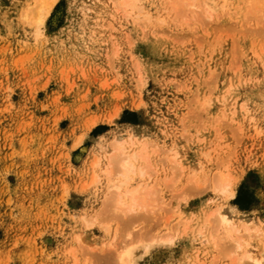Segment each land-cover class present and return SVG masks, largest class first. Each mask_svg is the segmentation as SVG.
Returning a JSON list of instances; mask_svg holds the SVG:
<instances>
[{
  "label": "rangeland",
  "instance_id": "obj_1",
  "mask_svg": "<svg viewBox=\"0 0 264 264\" xmlns=\"http://www.w3.org/2000/svg\"><path fill=\"white\" fill-rule=\"evenodd\" d=\"M28 1L0 0V264H105L111 243L166 233L178 237L136 264H230L234 252L203 241L220 205H236L264 235V17L247 0H202L214 19L187 11L189 24L183 13L170 12L172 22L162 0L143 2L166 12L153 21L112 0H58L40 34L21 16ZM119 132L150 154L131 186L157 192L125 216L105 205L108 177L84 187L96 144L109 147ZM224 172L233 197L213 184ZM244 239L264 256V238Z\"/></svg>",
  "mask_w": 264,
  "mask_h": 264
},
{
  "label": "bare ground",
  "instance_id": "obj_2",
  "mask_svg": "<svg viewBox=\"0 0 264 264\" xmlns=\"http://www.w3.org/2000/svg\"><path fill=\"white\" fill-rule=\"evenodd\" d=\"M57 1L58 0H29L28 3L26 4V6L25 7L23 6L22 14H21L23 21L25 22V25L27 26V28L33 29L39 34L44 33V27L46 26L45 25L46 20L49 17L51 11L53 10L54 6L56 5ZM197 1L198 0H162L163 4L161 3V5L165 6V7L164 6L163 7H164V10L167 9V13L164 10H163L164 12L163 11H160V12H163V14L166 13V15L168 17L170 16L169 14H171L170 12H172V14L173 13L176 14L177 16L178 15L180 16L183 13V15H182L183 20L179 17L181 20V24H183L182 21L184 22V19H186V22L189 21L188 20L189 17L186 14L187 11L192 12V15L195 17V18L194 17H192V18L197 19L198 21L199 20L201 21L202 19H205V18L214 19L213 13L215 11V7L210 2H208L209 0L205 1V2L204 1L200 2L202 0H199L200 4H198ZM243 1H245V0H243ZM112 2H114L113 3L114 5L118 6L120 9H122L127 14V16H130V17L135 16L136 19L141 18V16L143 15L144 18L146 17L145 19H148L151 21L152 17H156V15L159 16V14H161L159 12L158 14L156 13V15L154 16V15L148 13V12H150L149 10H145L144 7L146 5L147 6H149L150 4L153 5V0H112ZM143 2H145V6L143 5ZM247 2L249 3V7L246 6V9H247L246 11L249 10L248 13H250V11H251L258 16L264 17V0H247L244 2V4L246 5ZM213 3H214V1H213ZM199 8L200 9L202 8V10H200ZM161 10H162V8H161ZM183 10H184V12H182ZM197 10H198V12L202 11V15H201V13H198L201 16L199 18H202V19L197 18L199 16L198 14H196ZM145 11H146V13H144ZM247 15L249 16V14H247ZM161 16H159V18L158 17H156V18L164 19L163 18L164 15L162 17ZM250 16H251V14H250ZM171 17L175 20V18L173 16H171ZM171 17H169V18L173 22V19H171ZM187 17H188V19H187ZM218 18H220V17H218ZM153 19H152V21H153ZM177 19L178 18L176 17V20ZM260 19L263 22L264 18H259V21H257V23L261 22ZM178 21H179V19L176 21L179 24L180 21L179 22ZM188 24H189V22H188ZM261 24H263L262 28L258 27V29L259 30L262 29L264 31V27H263L264 22ZM141 103H142V101H141ZM114 114H115V116H117L118 113H114ZM111 116H113V115H111ZM111 116H109L108 118L111 119L110 118ZM108 118H107V121H108ZM92 121H90V122H92ZM89 124L91 125V123H88V125ZM92 124L96 125L97 121L92 122ZM88 127H90V126H88ZM135 140H136V136L133 135L132 133L126 134V132L125 133L119 132L113 136L112 142L110 143L109 147H107V148L101 147L100 146L101 144L98 142L95 146V149L93 150V154H92L93 160L90 161V163L92 162L91 168L93 169L91 179L88 183L84 184V187L88 188V187H91L92 185L100 182V180L103 176H105V179L108 177L109 183H106V186L108 184L107 187H108V191H110V193H111V197L106 199L105 205H106V203L107 204L110 203V204L114 205V207H113V205H112V207L110 206L111 209L109 208V210H112L113 208L115 209L116 208L115 206H117V208L120 209V211L123 213L124 216L128 215L129 213L132 214L133 213L132 211L136 212L138 207L139 208L140 207L147 208L150 205L149 204L150 197H148V195L150 196V195H152V193H157V192L153 191V187L155 185L154 186L151 185L152 186V188H151V186L148 187V185H146V183L144 185L143 184L141 185V183L138 182V184L136 183L135 187L133 185H132L133 186L132 187L130 184V182L133 183L132 181H134L133 176L135 173L139 172L141 175H145L150 170V166H151L150 165L151 163L149 161L150 160V158H149L150 154H148V152H146V150H147L146 149V147H147L146 142H142L144 144L141 143L142 144L141 148L137 149V147H134V145L136 146V144H134V143H136ZM82 141H83V136L81 135L78 138H76V140H74L73 146H75V147L78 146ZM137 142H138V140H137ZM134 148H136V149H134ZM168 151H169V149H168ZM176 154H177V151L175 153H173L172 156H169L170 159L171 158L176 159V157H177ZM139 160H141L142 162L145 161V165L143 163L139 164L138 163ZM178 167H179V164H178ZM193 169H195V168H193ZM151 170H152V168H151ZM197 170L198 169H196V171ZM226 173H228V172H226ZM149 174H151V173H149ZM220 174H221V172H220ZM220 174L218 176H220ZM137 176H139V175H137ZM215 177H217V175ZM231 177L232 176H230L229 174H225V172H224V174H222L219 177L220 179L216 178L217 179L216 180L214 178L213 184L216 186V187L214 186L216 189L220 190V192L228 194L231 197H233L235 195V188H234V183H233ZM105 182H106V180H105ZM140 182H142V181H140ZM216 182H218L217 185H216ZM142 190H145V191H142ZM152 196H154V195H152ZM233 206H234V211H230L227 208H225L223 205L222 206L220 205L215 209V212L210 213V215L206 221V224H207V226L209 225V228H210L211 224H212V226L214 224V227H211V229L212 228L213 229L210 230V233H209L210 237H203V241H205L206 243L207 242L215 243L218 247L221 246L220 244H222L221 248H222V251H224V252L226 251L225 254L234 252L235 254L232 255V257L233 256L234 257L233 258L231 257L230 264H264V256L259 257L258 255L254 254L255 253L254 251L249 250L247 248V246L250 245L251 243L248 240L244 239L245 234H247L250 238L253 237L254 235H256L258 238L263 239L264 235H263L262 228L259 227L260 226L259 224L252 223V220L246 219L245 217H242L240 215V212H239L241 209H239L236 205H233ZM107 209H105L106 213L108 212ZM174 210H175V208H174ZM179 210H180V207H179ZM146 211H147V209H146ZM181 213H182V210H181ZM181 213L179 211L177 212V214L180 216H181ZM212 217H214V219ZM190 219L191 218L187 219L188 222L191 221ZM85 220L87 221L88 224L90 222H92V220H90V218H87V217L85 218ZM184 220H186V219H184ZM181 222H182V220H181ZM125 223L127 225H129L128 224L129 222H125ZM215 223H216V225H215ZM253 225H256V227H255L256 231L254 233H253V229L251 228ZM203 229L204 228L202 227L200 232H199V235H202V236L204 235L205 232L203 231ZM208 232H209V230H208ZM166 234L167 235L162 234L165 236L161 235V237L157 241L153 240L152 242H149V240H148L147 243H146V241H145V243H140V244L139 243H133V242L131 243L132 240L129 241L131 239L130 238L127 241V243L123 244V242H126V241H123L122 242L123 245L120 247H119V245L115 246L114 243H111L110 246L107 244L109 247H114V248L112 251L109 250V251H111L110 253L107 252V254L104 253L105 255H101V259L105 262V264H136L137 260L143 254H145L147 251L152 250L153 248H155L158 245L171 244L173 239L175 237H178V236H176L178 234H176L175 237H173L174 235L171 233L170 234L166 233ZM204 236H206V235H204ZM75 238L80 243H81V241L87 240L86 234L83 231H79V230L77 231ZM149 239H151V238H149ZM120 242L121 241H119V243ZM72 245H74V243ZM93 245H95V244L93 243ZM223 248H226V249L223 250ZM103 252H104V250H103ZM236 253H238L239 256ZM73 254H75V253L73 252ZM245 260H246V262H245ZM75 261L77 262V258ZM76 262L74 264H76Z\"/></svg>",
  "mask_w": 264,
  "mask_h": 264
}]
</instances>
